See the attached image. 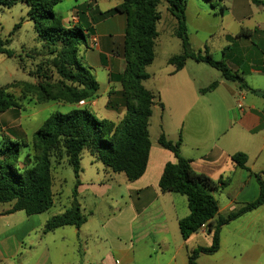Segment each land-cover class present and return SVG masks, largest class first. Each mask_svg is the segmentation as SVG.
<instances>
[{
	"label": "crops",
	"instance_id": "obj_1",
	"mask_svg": "<svg viewBox=\"0 0 264 264\" xmlns=\"http://www.w3.org/2000/svg\"><path fill=\"white\" fill-rule=\"evenodd\" d=\"M121 3L122 0H73L72 10L67 15L56 12L62 17L66 27H72L75 26L71 22L75 11H82L83 15L76 25L83 29L92 28L94 34L87 39L79 57L82 56L81 62L93 71L96 79L93 65L106 70L107 91L115 86L117 90L120 89V84L114 82V77L123 73L124 67L122 68V60L113 53L125 36L126 18L117 14L104 20L101 14ZM105 4L110 6L105 7ZM238 7L231 9L226 6L225 10L226 16L233 18L240 29L236 34V41L228 46L227 63L233 71L245 78L249 72H264V28L260 25L246 27L244 16ZM83 16L86 18L85 22L82 20ZM254 37L262 45L259 52L250 49L249 42L245 40H253ZM93 57L98 60L97 64H92ZM189 62L195 61L188 60L180 71H176L173 65L168 67L158 86L154 84V75L150 73L148 81H152L151 87L146 85L148 81L144 84L157 96L152 118L158 105L165 111L168 108L174 109L175 116L179 118L178 123L174 124L176 134H169L165 129L164 134L169 140L176 141L182 133L181 154L192 161L194 172L206 175L218 184V189L213 190L212 194L218 201L219 214L225 216L258 198L260 188L256 174L264 178V149L260 148L253 154L245 153L249 169L245 170L231 159L236 153H244L240 148L227 150L220 145V139L216 141L214 138V142L197 138L189 140L188 133L191 131L188 128L209 119L212 110V103L206 100L210 93L201 94L200 90L205 88H200L195 75L189 74ZM219 85L222 82L218 83L216 89ZM234 95L242 99L245 97L243 92H235ZM237 115L235 126L239 130L247 134H259L264 130V99L262 105L249 108L239 103ZM164 122L165 119L161 117V127H165ZM160 135L155 143L150 136L151 149L146 171L134 182L128 181L124 174L122 175L125 177H118L121 174L112 173L104 165L103 170L97 168L90 178L85 177V170L82 168L78 196L74 199L71 194L70 206H62L63 210L60 212L62 214L73 205H78L87 216V222L80 228L67 226L46 233L45 224L54 216H46L45 213L27 215L24 212L7 214L12 205L2 208L3 204H0V264H188L190 253L198 247V239L203 240L201 246H210L212 236L207 234L204 227L188 240L182 238L179 221L190 214L188 200L185 196L163 193L160 189L159 182L166 164L176 162L172 152L159 146ZM237 136L238 133L234 132L233 137ZM55 173L54 190L55 178H58ZM55 194L57 205L60 204L61 196L59 192ZM104 205L106 207L102 209ZM231 226L234 228L230 231L228 228ZM249 229L256 236L264 237V205L224 226L219 251L213 255H201L197 264H203L201 260L206 258L204 256H210L212 260H219L222 264H264V243H256L255 248L248 250L240 244V239L229 241L232 233L240 237L250 232ZM202 236H208V239ZM53 249L58 254H54Z\"/></svg>",
	"mask_w": 264,
	"mask_h": 264
},
{
	"label": "trees",
	"instance_id": "obj_2",
	"mask_svg": "<svg viewBox=\"0 0 264 264\" xmlns=\"http://www.w3.org/2000/svg\"><path fill=\"white\" fill-rule=\"evenodd\" d=\"M162 1L176 19L175 36L182 46V53L171 57L168 64L175 66L176 71L182 70L188 60L206 64L219 71L224 80L238 84L240 90L249 91L264 99V92L252 89L244 76L233 71L224 59L216 60L207 46L203 52L194 51L188 34L186 0H122L120 5L101 16H126L127 33L123 57L127 67L123 73L114 77L121 83L123 96L126 98L125 117L119 124H115L107 119H98L87 109H75L67 114L54 113L34 134L36 154L33 160L30 155H26L25 159L32 161L29 164L23 161L22 166L17 163L22 150L28 145L23 141H0V204L12 205L7 214L24 212L27 215H39L52 209L56 199L54 170L64 159L74 173L72 197L76 199L83 171L82 156L86 152L112 173L124 174L130 182L144 175L151 149L150 120L157 98L144 83L151 77L147 68L156 59L155 47L159 36L157 24L160 20L158 7ZM206 1L213 8H219L221 14L225 13L226 6L223 3L226 0ZM18 2L27 5L28 19L33 23L39 39L60 47L55 51L52 63L65 82V95L69 97L67 101L80 103L97 98L100 85L91 69L78 56L94 30L89 27L83 29L79 25L66 27L62 17L55 12V7L61 0H0V12L2 9L12 8ZM253 2L264 5V1ZM220 3L223 4L221 7ZM19 27L20 25L15 26L11 36ZM9 43V39H3L0 35V53L14 58L16 52L8 48ZM217 87L218 82H214L200 92L206 94ZM5 99L7 97L0 94V104L6 103ZM182 143V133L176 141L167 139L164 133L160 135L159 146L172 152L176 162L166 164L159 186L163 193H176L188 200L190 214L179 221V230L184 240H188L204 227L207 234L212 236L210 246H198L190 253L188 264H197L201 255H213L219 251L224 226L264 205V178L256 174L260 193L255 201L221 216L218 201L212 194L213 190L218 189V184L208 176L194 172L192 161L181 154ZM231 159L238 167L249 170L246 166L248 156L245 153H236ZM86 222L87 216L78 205H73L64 213L48 220L44 230L48 233L67 226L80 228Z\"/></svg>",
	"mask_w": 264,
	"mask_h": 264
},
{
	"label": "rangeland",
	"instance_id": "obj_3",
	"mask_svg": "<svg viewBox=\"0 0 264 264\" xmlns=\"http://www.w3.org/2000/svg\"><path fill=\"white\" fill-rule=\"evenodd\" d=\"M111 1L119 2L120 0ZM186 2L188 34L194 51L203 52L205 46H207L216 60L224 59L227 62L228 46L234 40L236 41V34L240 32L237 23L234 22L233 18L226 16L225 13L221 14L219 8H213V5L206 0H186ZM72 3L73 0L61 1L57 8L55 7V12L58 14L62 12L67 15L72 10ZM223 4L231 9L239 6L238 10L244 16V25L246 27L260 25L264 28V5H257L253 0H226ZM223 4L220 3L219 7ZM104 6L110 5L105 4ZM158 12L160 20L157 24L159 36L155 47L156 59L147 68L148 73L154 75L153 79L155 82H153L156 86H158L160 78L165 74L168 67L171 66L167 64V60L182 53L181 41L175 36L176 19L170 14L164 1L159 5ZM27 13L28 7L22 2H18L10 9H2L0 12V35L3 39L10 40L8 48L16 52V57L14 58H8L0 53V94L4 98L5 96L7 97L5 99L6 103L0 104V141H4V139L14 142L23 141L28 145L27 148L22 150L20 161L17 163L19 166L23 165V161L29 164L33 160L36 154L34 134L54 113L67 114L75 109H87L98 119L113 120L115 124H119L126 114V98L123 96L121 83L118 82L120 84L119 90L115 86L110 91H107V72L102 67H97V65L92 67L96 70L97 81L100 85L97 98L80 103L67 101L69 97L65 95V82L60 78L52 63L56 55L55 51L59 50L60 47L46 40L41 41L39 39L33 28V23L28 19ZM74 14H77L80 21L83 15L82 11H75ZM114 16L116 15L103 19H110ZM82 20L85 22L86 18L83 16ZM16 25H20V27L11 36ZM245 40L249 42L250 49L257 52L262 49V45L255 37L253 40H250V38H245ZM121 41L122 43L114 51L113 55L118 56L122 60V68L124 67L125 70L127 67V62L123 57L125 36ZM79 58L81 61L83 60L82 56ZM87 59L88 57H86ZM93 59L92 64H97L98 60L95 57ZM189 63L187 70L189 74L195 75L196 83L198 82L200 88H207L214 82H222L218 89L213 91V93L209 92L210 94L206 96V100L212 103L209 119L196 123V125L193 124L191 129L190 127L188 128L191 131V133H188L189 140L197 138L213 141L214 138V140L218 141L220 139V145L227 150L240 148L244 153L248 152L250 154L260 148L264 149V130L259 134H247L239 130L238 126H235L238 120V104L242 103L246 108L253 105H262L263 98L249 91L240 90L238 84L224 80L219 71L206 64ZM245 80L252 89L264 92V72L257 74L249 72L245 76ZM114 82L117 81L115 80ZM146 85L151 87L152 81H148ZM240 91L245 95L244 99L234 95L235 92L241 93ZM95 102L97 104H94ZM161 117L165 119V127H161ZM178 119L175 116L174 109L170 110L168 108L165 111L158 105L157 111L150 121L149 130L152 141L155 143L158 136L164 133V129L169 134L175 135L174 124L178 123ZM234 132L238 133L235 138L233 137ZM26 155H30L32 160L29 158L26 160ZM82 168L85 170V177L90 178L96 173L97 168L103 170L104 166L102 163L95 161L86 152L82 156ZM54 172H56L55 177H58L57 179L55 178L54 191L55 193L59 192V196H61L60 204L55 205L50 211L46 212V216L58 215L63 210L61 209L62 206H70V197L75 186L73 170L65 159L61 160V165L55 168ZM118 177L123 178L125 176L121 174ZM217 197H219V194H217ZM225 199L226 196L224 195ZM220 203L223 206L221 200ZM1 207L7 208L9 205L3 204ZM105 207V205L102 206V209ZM246 226H248V223H246ZM233 228L234 226H231L228 229L231 231ZM227 231H225L226 234L228 233ZM203 237L208 239V236ZM236 239H240V244L246 246L248 250L255 248L256 243H264V237L256 236L253 231L246 232L240 237L232 233L229 241L233 242ZM198 241V246L203 245L202 239H198ZM53 250L54 254H58V251ZM204 257L206 258L201 260L203 264H222L219 260H212L210 256Z\"/></svg>",
	"mask_w": 264,
	"mask_h": 264
},
{
	"label": "built area",
	"instance_id": "obj_4",
	"mask_svg": "<svg viewBox=\"0 0 264 264\" xmlns=\"http://www.w3.org/2000/svg\"><path fill=\"white\" fill-rule=\"evenodd\" d=\"M72 21V23H78V21H79V17L77 16V14H74L73 16H72V19H71ZM241 107V106H240Z\"/></svg>",
	"mask_w": 264,
	"mask_h": 264
}]
</instances>
